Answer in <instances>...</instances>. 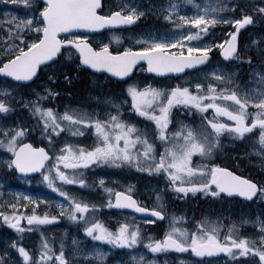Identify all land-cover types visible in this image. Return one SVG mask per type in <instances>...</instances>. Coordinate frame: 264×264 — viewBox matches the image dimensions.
Returning a JSON list of instances; mask_svg holds the SVG:
<instances>
[{"label": "snow or ice", "instance_id": "snow-or-ice-1", "mask_svg": "<svg viewBox=\"0 0 264 264\" xmlns=\"http://www.w3.org/2000/svg\"><path fill=\"white\" fill-rule=\"evenodd\" d=\"M183 3L193 4L196 13L185 14ZM0 4L13 6L0 12V80L12 85L0 92V149L7 155L4 168L25 177L37 173L40 182L65 198L55 203L58 213L45 210L40 214L39 204L48 201L17 194L3 206L12 211H0L4 226L21 234L66 218L83 232L84 239L129 250L133 264H158L155 254L170 251L197 257L222 253L228 264H264V218L260 216L242 217L227 225L219 218L204 217L189 229L183 226L184 215L167 212L160 191L156 206L148 207L141 205L131 186L126 190L107 186L104 175L96 177L103 193L99 202L81 199L65 187H91L86 171L106 166L162 177L165 189L181 199L201 193L264 202V176L254 179L239 171L244 159L252 155L264 168V34L250 38L248 44L239 42L242 30L264 26V0H216L203 8L195 0H166L157 15L178 34L166 37L144 30L128 43L119 36L109 39L104 31L114 25L134 26L145 17L151 9L138 0H121L107 9L102 0H0ZM226 11L231 15H220ZM217 25L229 26L227 39L199 41ZM95 36L100 40L90 39ZM213 48L219 49L227 64L247 65L245 85L237 79L238 69L217 64L182 85L128 83L118 98H106L108 110L103 113L68 105L61 111L56 104L60 93L50 86L55 75L48 76V83L31 87L65 50L80 65L121 78L123 83L137 68L158 77L198 66L208 69ZM63 79L70 82L66 75ZM174 112L187 119L176 118ZM125 113L137 122L125 119ZM37 134L43 146H35ZM86 135L92 137L91 144L77 142ZM226 138L235 152L233 167L213 162ZM194 157L208 162L196 163ZM29 205L30 213L16 211ZM112 208L150 213L147 223L159 220L166 226L160 238L145 237L141 227L127 217L109 226L98 212ZM246 225H252L254 232L241 234ZM137 245L146 251L137 253ZM82 254L76 235L70 248L61 236L57 248L55 240L41 232L36 251L22 239H9L0 247V264H73L71 257ZM88 255L106 264L109 253L94 247Z\"/></svg>", "mask_w": 264, "mask_h": 264}, {"label": "rangeland", "instance_id": "rangeland-1", "mask_svg": "<svg viewBox=\"0 0 264 264\" xmlns=\"http://www.w3.org/2000/svg\"><path fill=\"white\" fill-rule=\"evenodd\" d=\"M121 0H110L107 2V6L109 7L111 3H119ZM197 4L203 8L205 5H213L215 4L216 0H195ZM227 2V0H226ZM138 3L143 6L144 4H141L142 1L138 0ZM166 3V0H155L146 7L147 9H151L147 16H151L154 18H160L157 15V9L161 4ZM4 6H8L7 4H0V12H2L1 8ZM145 8V6H143ZM182 10L184 11L185 14L192 15L195 14L197 9L193 6V4L189 3H183L181 5ZM220 15H223L227 17L228 15H231L230 12H224L220 13ZM187 27V26H186ZM261 28L259 30V34L264 33V26H257L256 28ZM252 27H249L247 32H243L241 43L243 38L249 37L248 31ZM228 32H229V26L227 25H217L215 26L210 34H206L205 36H202L199 38V41L203 42H208L209 40L211 41H222V39H227L228 38ZM158 35H163L166 37H171L173 35H177V31L171 30V31H156ZM257 33V34H258ZM139 35V34H138ZM113 36H109L108 38L111 39ZM138 37V36H137ZM136 37V38H137ZM121 38V37H120ZM107 42V41H106ZM121 42L125 43V40H121ZM197 40H194L192 43H197ZM117 42L113 41L112 47H116ZM212 51H215L220 54V51L218 48H213ZM221 60H219L214 66L217 64L222 65L223 64V57H220ZM223 59V60H222ZM235 63V62H234ZM233 64V63H232ZM237 64V63H235ZM234 64V65H235ZM213 66V67H214ZM223 66V65H222ZM212 68V67H211ZM210 68V69H211ZM209 69V70H210ZM230 70V68H228ZM203 72L194 75L191 80L196 79L197 77L202 76ZM249 78V76H248ZM249 80V79H248ZM247 82V81H246ZM101 84V82H98ZM103 88L104 90H101L100 94L101 97L97 98L95 97L94 100H92L91 105H87L85 107H82L85 110H88L90 112H94V110L99 109L101 113L104 111L108 110L105 106L104 100L107 97L109 92H119L120 94L123 92V90L126 88V86L120 87L118 91L111 89L108 86L109 84L105 82ZM131 83H136L143 85L144 82L142 81L141 76L137 77L136 79L132 80ZM149 84H153L155 86L159 87H171L174 86L172 82H167V83H157L156 81H149ZM240 83V82H239ZM108 84V85H107ZM246 84V83H245ZM93 85L96 86V82H93ZM12 85H9L5 81H2L0 83V92L4 88H10ZM110 107V106H109ZM125 119H130L133 122H137L136 118L129 117L127 113L124 114ZM174 116L175 112H174ZM177 118V117H176ZM180 119V118H178ZM141 128L144 127V124L139 125ZM37 139H39V135L37 134L36 136ZM84 144H91L92 143V137L90 135H86L85 138H81L79 141ZM46 143V142H45ZM235 155L234 149L229 145L227 142L226 138V143L225 146L223 147V150L218 152L216 156L213 159V162L218 163L220 159L223 161L221 162L220 165L222 164H229L227 161H225L226 157H230L232 161ZM254 157L257 160H259L258 157L255 155L249 156L247 158ZM7 159V155L5 154V151L3 149H0V168H4V162ZM194 160L196 163H207L208 161H201L198 157H194ZM260 161V160H259ZM233 163V162H232ZM261 163V161H260ZM102 168H108V174L103 171ZM262 167H260L261 169ZM5 169V168H4ZM86 179L88 181V184L91 185V187H85L81 188L79 185H67L65 186L66 189L75 195H77L81 199L88 200L90 202H99L103 198V193L102 190L97 186V180L96 177L99 175H104L107 177L106 179V184L109 187L117 188L118 190H126L129 186L132 188V192L135 194L136 198L138 200H144L146 201L145 204L152 206H156V192L160 191L162 196L164 197V204L167 209V212L169 214H175V215H181L179 211L176 209L174 212H171V204H179L183 203L184 207L185 201L184 199L192 197V196H200L202 198H212L210 196H205L201 193H197L193 195L192 193H189L187 197H184L181 199L178 197L174 192L171 190L165 189L163 179L162 177H159L155 174H148V173H143L139 172L136 169H129V168H123V169H117V168H109L106 166H99L96 169L89 168L86 173ZM20 183L19 188H9L5 184H3L0 181V211H12V209H7L3 207L5 204L8 202H11L13 198L19 194L21 197L24 195H30L34 198L40 197L44 201H48L49 203H40L38 206V210L40 214H43L45 210L49 211L52 214L58 213L59 209L55 208V203L58 201H62L65 198L60 197L58 193L52 191L51 189L47 188L45 184L40 182V177L37 179H24V178H19L17 179ZM35 188H42L38 193H33V190ZM173 198V200H171ZM214 199V203H218L219 205L215 206L220 207L219 212H210L209 215L207 216L210 219H217L219 218L221 223L227 225L231 223L233 220L239 221L242 217L246 218H255L256 216H260L261 218H264V202H261L259 198H257L252 205L245 206L244 204L240 203L238 205H235L234 203L231 202L230 208H226L225 205H220L221 201H219L218 197L212 198ZM169 205V207H168ZM31 205L29 207L24 208L21 207V209H16L18 212L22 213H30ZM169 208V210H168ZM213 209V208H212ZM111 211L110 209H101L98 212V217L102 219L107 225L114 227L117 223L118 220H122V216L120 213H116V216L112 217L111 216ZM204 218V217H203ZM131 223L139 225L141 229L143 230V235L145 237L149 236L151 234L152 237L154 238H160V235H162L159 231H156L153 226L155 223H147L145 221H140L136 218V216L131 215L129 220ZM196 220H188L183 222L184 227H188L189 229H192L193 224ZM22 224L26 225V221L22 220ZM180 222H178L179 224ZM0 224H3L2 221H0ZM166 225H163V228ZM6 227V226H5ZM46 227V228H45ZM7 228V227H6ZM9 233V238L10 239H16V235H19L22 237V240L25 241V238L27 236H37V234H40L41 232H46L48 231L51 236H48L52 239L55 240L57 248L60 242V237L64 236L65 237V244L66 247L70 248L72 246V237L73 235L77 236V239L80 240V248L83 251L82 255H73L71 258L73 260V264H86V261L91 262V264H100L99 261H95L92 256H89L88 253L91 251L94 247H99L102 251L109 253L107 256L106 264H116L117 261H119V264H133V261L130 259V251L127 249H120V248H113V246L106 244L105 242H100V241H93L91 238L84 239V234L82 231H78L76 227L72 224V222L68 221L66 218L61 219L60 221L54 223L51 226H42L39 230L33 229L32 231H25L24 233L17 234L13 230L7 228ZM254 232V228L252 225H246L244 228L241 229V234H251ZM40 242L38 243V245ZM37 245V246H38ZM135 251L137 253L146 251L144 249L143 245H137ZM148 259L153 258V254L148 253L147 256ZM155 258L158 261V264H164L165 261H167V264H228V258L226 257V254H217L211 258H204V257H197L194 254L188 252V253H176L174 251H170L168 254H155ZM191 258V259H190Z\"/></svg>", "mask_w": 264, "mask_h": 264}, {"label": "trees", "instance_id": "trees-1", "mask_svg": "<svg viewBox=\"0 0 264 264\" xmlns=\"http://www.w3.org/2000/svg\"><path fill=\"white\" fill-rule=\"evenodd\" d=\"M13 6L8 5L2 7L1 11L11 9ZM261 28L252 27L249 29L248 33L249 37H244L242 40L241 45L248 44L250 38H256L258 35H260L258 32ZM247 32V31H246ZM245 32V33H246ZM258 33V34H257ZM264 34V33H263ZM254 36V37H253ZM227 64V67L230 68V70H239V75L237 77L238 81L241 85H245L246 81H248V72L250 69L247 67V65L240 66L239 64ZM78 65V62L76 59L73 58H62L56 65L53 67H50L46 70H44L38 79L36 83H34L31 87L36 88L40 85L48 83V76L49 75H55L57 79L54 83H51V87L56 89L60 95L57 98L56 104L59 105V109L63 111V107L65 105H68L70 107H78L77 104H83L88 105L89 103L94 100V98L97 96V98L101 97V90H104L103 86L104 83L102 82L101 78L91 76L90 74L84 73L75 67H70L65 69V71L62 70L64 66H76ZM68 76L70 82L65 81L63 79L64 76ZM96 82V86L93 85V82ZM2 80H0V83ZM98 82H101L99 84ZM11 85V84H9ZM90 90V92H89ZM94 93V95H93ZM111 92L108 93L110 95ZM107 95V96H108ZM73 102V103H72ZM72 103V104H71ZM55 106V105H54ZM35 145L36 146H43L40 143V139L35 138ZM229 164H222L221 166L226 167H233L235 164L228 162ZM260 161L257 160L254 157L245 158L243 163L240 165L239 171H242L245 175H250L251 177L259 178L261 176H264V168L260 169ZM17 176L15 173L8 171L4 168H0V181L5 184L9 188H19L20 183L17 180ZM42 188H35L33 190V193H38ZM21 209V208H19ZM220 207H213V209H210L211 212H219ZM46 228V227H45ZM7 228L0 224V247H2L7 241H9V233H7ZM46 236H51V234L46 231L43 232ZM16 239H22L21 236L16 235ZM40 242V234H37V236H27L25 238V241L23 243L26 247L32 249L33 251L37 250V245Z\"/></svg>", "mask_w": 264, "mask_h": 264}, {"label": "flooded vegetation", "instance_id": "flooded-vegetation-1", "mask_svg": "<svg viewBox=\"0 0 264 264\" xmlns=\"http://www.w3.org/2000/svg\"><path fill=\"white\" fill-rule=\"evenodd\" d=\"M110 0H105V8L107 9V2H109ZM155 0H152L150 2H142L141 4H144L143 6H145V8L149 5V3L153 2ZM158 1V0H157ZM148 14V13H147ZM144 30H152L154 32L158 31H171L168 27V25L162 20V18H154V17H151V16H145L143 18H141V20L139 22H137L136 25L132 26V27H128V28H125V29H116V30H113V31H108V32H105L104 33V36L105 37H109V36H119L121 37V40H125V43H128L130 40H133L134 38H136L138 36V34H140L142 31ZM244 31L241 32V34L239 35V42L241 44V39H242V33ZM90 39H94L96 41H99L100 40V37L99 36H95V37H90ZM225 40V39H223ZM106 42V40H105ZM227 46V45H225ZM68 54V52H65V55L64 57H66ZM209 56L211 57V64L208 66V69H204L202 71H199V72H195V73H192V74H187L183 77H181L180 79H173L171 77H157L155 75H153L152 73H147L145 71H143L142 69H137L136 73L133 75V77L135 76L134 79H136L137 77L141 76L142 78V81L144 83H148L149 81H156L157 83H167V82H172L174 85L176 84H184L188 81L191 80V78L196 75V74H199L201 72H204L206 70H209L211 67H213L220 59L221 55H218L217 52L215 51H211ZM73 59H76L77 62H78V65L76 66H69V67H66L64 66L62 68V70H65L67 68H70V67H75L76 69L84 72V73H87L89 74L87 71L83 70L80 66V63L78 61V59L73 56L72 57ZM223 60V59H222ZM224 67L228 68L227 67V63L226 61L223 60V64H222ZM98 78H101L102 79V82L104 84H106L105 82H107L108 86L110 87V90L111 89H114L116 91H118L120 89V87L122 86H127L128 83H131V81H128V82H123V83H119V82H116V81H113L111 80L110 78L106 77V76H96ZM154 78H160L162 80H157V79H154ZM133 79V80H134ZM175 115L177 118H180V119H187L186 117L183 116L182 113L180 112H175ZM229 159L228 162H233L234 164H236V160L232 161L230 157H226ZM221 160L219 161V164H221ZM213 198V197H212ZM219 198V201H221L220 205H225L226 208H230L231 206V202L234 203L235 205H238L240 204V200L239 199H236V198H232V197H227L225 194H221ZM239 200V201H238ZM185 201V205L186 207H184V204L183 203H179V204H176V208L179 213L181 215H184L188 220L192 221V220H200L202 219L203 217H207L209 215V213L211 212L210 209H212L213 207L219 205L218 203H211L212 199L210 198H202L200 196H192V197H189V198H186L184 199ZM141 205L142 206H148V207H151L150 205L148 204H145L146 201H144L143 199L140 201ZM169 207V205H168ZM169 210V208H168ZM111 211V216L114 217L116 216V213H120L121 216H122V220L127 217V219L129 220L130 218V214L126 213V212H122V211H117L115 208H112L110 209ZM155 228L157 229L158 227L155 226ZM217 255V254H216ZM215 256V255H214ZM213 257V256H212ZM204 258H211V257H208V256H205Z\"/></svg>", "mask_w": 264, "mask_h": 264}, {"label": "water", "instance_id": "water-1", "mask_svg": "<svg viewBox=\"0 0 264 264\" xmlns=\"http://www.w3.org/2000/svg\"><path fill=\"white\" fill-rule=\"evenodd\" d=\"M102 2H103V0H102ZM136 24H137V23H136ZM136 24H135V25H136ZM109 27H110V29L114 30V29H125V28L132 27V26H120V25H114V26H109ZM80 31L85 32V34H87V31H86V30H80ZM100 31H104V30H100ZM104 32H105V31H104ZM210 61H211V57L209 56V62H210ZM209 62H208V63H209ZM83 67H84L85 69L91 71V72L94 73V74H97V75H107V76L111 77L110 74L97 72V71H95V70H92V69L88 68L87 66H83ZM199 69H202V67H199V66H198V67L193 68V69H186L184 73H172V74H166L165 77H175V78H179V77H182V76L186 75L188 72H193V71H196V70H199ZM135 71H136V69H134L133 73L130 74L131 78H132L133 75L135 74ZM153 75H155V74H153ZM155 76H156V75H155ZM157 77H158V76H157ZM111 78L114 79V80H116V81H118V82H121V78H116V77H111ZM162 78H163V77H162ZM123 80H124V82H126V81L129 80V79H127V78H123ZM17 175H18L19 177H25L24 175L19 174V173H17ZM38 175H39V174H37V173H30V174H27L26 177H36V176H38ZM234 198H239V199H242L243 201H245V202H247V203H250L249 201H246V200H245L244 198H242V197L235 196ZM251 202H252V201H251ZM117 210H120V211H126V212H129V213L135 214L137 217H140V218H152L150 213H137V212H135L134 209H117ZM158 221H159V220H158Z\"/></svg>", "mask_w": 264, "mask_h": 264}, {"label": "bare ground", "instance_id": "bare-ground-1", "mask_svg": "<svg viewBox=\"0 0 264 264\" xmlns=\"http://www.w3.org/2000/svg\"><path fill=\"white\" fill-rule=\"evenodd\" d=\"M243 31V30H242ZM245 32V31H244ZM243 34V33H242ZM254 37V36H253ZM224 59V58H223ZM91 76H94V77H96L95 75H93V74H91V73H89ZM89 92H90V90H89ZM93 95H94V93H93ZM120 96V93L119 92H111V94L110 95H108L106 98H108V97H114V98H118ZM97 97V96H96ZM106 98H105V100H106ZM105 100H104V102H105ZM73 103V102H72ZM71 103V104H72ZM88 105H91V103H89ZM77 106H78V108H81V109H83L82 107H85V106H87V105H83V104H77ZM239 199V198H238ZM240 200V201H239ZM238 201L240 202V203H242V204H246V202L245 201H243L242 199H239ZM256 200V199H255ZM255 200H253V202L255 201ZM138 220H140V221H147V220H150V219H152V218H140V217H136ZM163 225L164 224H162L161 222H159L158 220H157V222L155 223V225L153 226V228L156 230V231H159L160 233H161V231H162V229H163ZM155 226H157L158 228L156 229L155 228Z\"/></svg>", "mask_w": 264, "mask_h": 264}]
</instances>
